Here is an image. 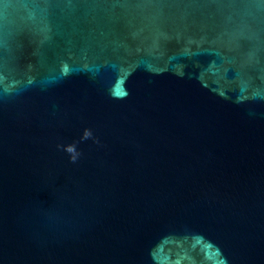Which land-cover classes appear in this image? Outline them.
Segmentation results:
<instances>
[{
  "label": "water",
  "instance_id": "water-1",
  "mask_svg": "<svg viewBox=\"0 0 264 264\" xmlns=\"http://www.w3.org/2000/svg\"><path fill=\"white\" fill-rule=\"evenodd\" d=\"M0 264H264V0H0Z\"/></svg>",
  "mask_w": 264,
  "mask_h": 264
},
{
  "label": "clouds",
  "instance_id": "clouds-1",
  "mask_svg": "<svg viewBox=\"0 0 264 264\" xmlns=\"http://www.w3.org/2000/svg\"><path fill=\"white\" fill-rule=\"evenodd\" d=\"M91 137V132L90 131H85V133H84V137L83 138H85V139H87V138H90ZM68 153H70L71 154V160L73 161V162H75V160L78 158V156H79V153L76 151V149H75V146H73V145H70V146H67V148L65 149Z\"/></svg>",
  "mask_w": 264,
  "mask_h": 264
}]
</instances>
